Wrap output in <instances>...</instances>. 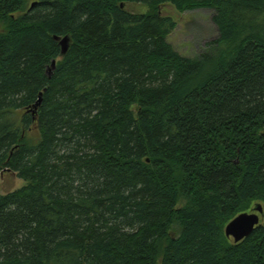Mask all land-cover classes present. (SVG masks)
I'll return each instance as SVG.
<instances>
[{"label":"trees","instance_id":"16d2710c","mask_svg":"<svg viewBox=\"0 0 264 264\" xmlns=\"http://www.w3.org/2000/svg\"><path fill=\"white\" fill-rule=\"evenodd\" d=\"M166 2L213 9L218 52L179 54ZM0 22V173L27 182L0 264H264V220L224 233L264 206V0H0Z\"/></svg>","mask_w":264,"mask_h":264},{"label":"rangeland","instance_id":"374dc122","mask_svg":"<svg viewBox=\"0 0 264 264\" xmlns=\"http://www.w3.org/2000/svg\"><path fill=\"white\" fill-rule=\"evenodd\" d=\"M125 9L132 14L148 13L152 10L148 5L142 3H126ZM155 11L163 17L170 19L166 30L167 41L173 48L187 58H197L201 53L210 52L216 54L218 51L215 47L214 41L219 36L217 25L213 21L214 10L210 8H196L185 11L178 10L170 2L161 4ZM4 28V24L0 22V31ZM69 37V45H70ZM61 49V48H60ZM67 52V51H66ZM65 52V53H66ZM60 52V57L65 55ZM35 126L26 133L28 140L35 139L37 132ZM32 142L35 140H31ZM27 182L19 178L16 173L4 170L0 173V195H4L14 191ZM184 198L180 199L179 205H184ZM254 203L252 204V207ZM264 208V206H263ZM264 220V216L260 218V222ZM171 236L179 234V224L175 222L171 225Z\"/></svg>","mask_w":264,"mask_h":264},{"label":"water","instance_id":"95a60500","mask_svg":"<svg viewBox=\"0 0 264 264\" xmlns=\"http://www.w3.org/2000/svg\"><path fill=\"white\" fill-rule=\"evenodd\" d=\"M123 7V4H121ZM61 52H66L69 46V36L57 37ZM55 61H52V66H54ZM50 74V69L47 71ZM41 103V93L39 94L38 100L33 106L32 112L36 111V108ZM264 215V208L261 203H255L250 212H241L231 219L224 228L225 236L231 239L234 243H237L248 236L254 228L260 223V218Z\"/></svg>","mask_w":264,"mask_h":264},{"label":"bare ground","instance_id":"6f19581e","mask_svg":"<svg viewBox=\"0 0 264 264\" xmlns=\"http://www.w3.org/2000/svg\"><path fill=\"white\" fill-rule=\"evenodd\" d=\"M47 71H48V69H47Z\"/></svg>","mask_w":264,"mask_h":264}]
</instances>
